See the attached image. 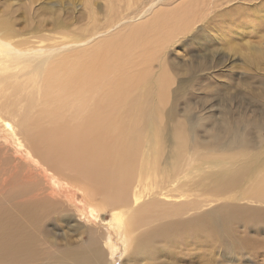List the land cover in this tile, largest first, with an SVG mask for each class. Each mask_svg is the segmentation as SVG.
<instances>
[{
	"label": "bare ground",
	"instance_id": "bare-ground-1",
	"mask_svg": "<svg viewBox=\"0 0 264 264\" xmlns=\"http://www.w3.org/2000/svg\"><path fill=\"white\" fill-rule=\"evenodd\" d=\"M98 1L86 0V26L63 32L60 39L41 36L37 42L39 45L31 47L23 41L13 43L8 37L0 35L1 76L10 72L13 74L12 68L27 70L37 64L27 83H18L20 88H14L19 97L17 106L9 107L11 103L8 105L2 99L10 88L3 87V80L0 79V125L17 146L23 147L27 143V150L34 158H39L44 174L52 178L55 173L71 175V179L82 178L92 188H100L97 191L82 188L83 192L77 195L81 203L78 207L90 217L96 218L99 211L86 199L96 197V192L108 194V201L113 206L123 204L125 221L118 219L117 224L120 230L125 227L123 243L128 249L136 230L147 222V216H157L161 211L156 201H152L151 208L143 207L145 198L159 188V184L162 186L170 174L173 177L178 175L177 161L190 149L191 141L196 149L210 146L223 150L227 145L235 147L243 144L252 145V148L258 139L253 129L264 128V123L257 124L246 115L228 120L227 112L218 117L194 115L187 109L181 114V103L189 102L202 89L194 84L214 77L212 70L217 73L216 76L224 72L222 59L209 55L202 43L206 39L197 36L193 40L195 44H185V51L194 50V59L180 65L169 62L166 60L169 44L177 43L175 40L190 26L171 24L175 15L157 11L156 6L151 7L156 8L152 18L144 20L141 17L132 24L127 23L129 16L137 12L133 10L145 0H100L104 3L101 6H105L102 21ZM199 2L193 0L186 4L183 12L195 17ZM124 25V28L108 36L113 28ZM59 26L66 27L67 24ZM103 32L109 33L91 44ZM161 59L160 71L155 73V63ZM244 98L249 105H263L254 92H247ZM260 108L257 107L255 113L263 112ZM5 114L11 117L10 121L5 119ZM181 115L183 118L178 119ZM12 118L17 119L14 120L16 123ZM171 124L173 126L167 137L164 130H168ZM163 143L173 146L167 152L169 163L168 169L165 166L164 170L160 163ZM171 159L174 162L171 163ZM233 166L227 177L236 181L238 171L233 170ZM160 174L163 178L157 180ZM258 186L264 188V177ZM34 191L27 185L16 195L0 197V205H4L0 207V225L20 220L23 215L32 219L43 204L53 206L49 200L56 197L55 193L49 194L48 198L36 197L32 200L30 196ZM177 191L173 187L161 195L172 197L176 203L184 202L185 195H176ZM19 197L29 199L18 203ZM138 206L140 208L134 209ZM184 210L176 208L174 214L181 215ZM30 224L33 228L37 227L33 220ZM22 231L23 228H17V242L9 240L1 244L0 256H3L0 261L3 263L34 264L33 261L44 260L47 255L38 252L35 238L29 237L22 243ZM109 243L112 244L111 241ZM115 252L112 251L113 256ZM91 254L94 258L102 259L103 256L99 247L92 249ZM88 263L78 251H67L58 252L54 262L49 264Z\"/></svg>",
	"mask_w": 264,
	"mask_h": 264
},
{
	"label": "rangeland",
	"instance_id": "rangeland-1",
	"mask_svg": "<svg viewBox=\"0 0 264 264\" xmlns=\"http://www.w3.org/2000/svg\"><path fill=\"white\" fill-rule=\"evenodd\" d=\"M62 1L0 0V35L8 37L13 43L23 41L27 46L36 47L41 36L60 39L63 32L86 26V0ZM190 2L193 0H145L133 10L137 12L127 19L129 24L141 17L144 20L150 19L156 8L157 11L174 14L171 24L190 27L175 40L177 43L169 44L167 61L180 65L194 59V50L185 51V44L193 45V40L202 36L206 39L202 43L209 55H216L224 62V72L216 76L217 73L212 70L214 77H209L204 83L194 84L202 89L189 102L181 103L180 113L190 109L194 115L220 117L227 112L228 120L246 115L257 124L264 123V0H200L195 17L182 10ZM101 5L104 3L99 0L98 10L103 21L105 6L103 8ZM152 6L156 8L151 9ZM149 9L151 10L148 11ZM193 22L196 24L193 25ZM63 23L67 26L60 27ZM124 27L125 25L115 27L110 33H101L91 44ZM247 47L251 49L248 50ZM162 62L161 59L155 63V73L160 71ZM35 65L20 71L19 68H12L13 74L10 72L11 74L0 75L3 87L10 88L2 97L8 105L11 103L9 107L17 106L19 97L14 88L17 90L20 84L27 83ZM247 92H254L256 99L263 105L250 106L245 103L244 96ZM26 95L27 93L22 97ZM257 107H261L263 112L255 113ZM181 116L178 119L183 118ZM9 118L11 119L5 114V119L10 121ZM14 120L17 121L12 118L13 122ZM172 126L171 124L167 127L168 130H164L167 137ZM253 131L258 134V139L252 148V145L243 144L235 147L227 145L223 150L210 146L196 149L191 141L190 149L177 161L178 175L173 177L170 174L165 180L166 184L154 187L152 194L145 198L142 205L145 208H151L152 201L160 204L159 215H148L147 222L136 230L133 242L125 249V227L120 230L117 224L118 219L123 218L125 221L124 205L113 206L108 201V194L100 195L96 192V197L86 199L87 203L91 202L99 211L97 220L90 217L84 209L78 207L81 203L77 195L83 192L82 188L89 191L100 188H92V185H88L80 177H75L80 179L74 180L71 175L55 173L52 178L44 174L42 165L38 163L39 158H34L32 152L27 150V143L23 147L17 146L1 124L0 197L16 195L26 189L27 185L35 190L30 196L32 200L48 198L52 192L56 197L49 200L53 206L43 204L32 219L23 215L20 220L14 219L8 224L3 222L0 225V246L9 240L17 242V228L21 227L22 243L29 237L35 238L38 252L49 255L44 260L33 261L34 264L53 263L58 252L67 251H78L87 259L88 264H264V188L258 186L264 177V128L258 127ZM172 147L171 143L162 144L164 150L160 163L163 170L168 166L167 152ZM195 149L198 150L196 153ZM170 162H174L173 159ZM232 165V169L238 171L236 181L227 177ZM159 178L162 179L163 175L160 174L157 180ZM173 187L178 190L176 195H185L184 202L176 203L172 197L165 198L161 195ZM28 199L19 197L18 203ZM176 208L185 209L184 213L175 215ZM30 220L36 222V228L32 227ZM110 241L114 246L110 245ZM97 247L103 252L102 259L94 258L91 254V250ZM15 248L16 246L13 250ZM112 251L115 252L114 256ZM93 260L94 263H91ZM0 264L21 263L0 261Z\"/></svg>",
	"mask_w": 264,
	"mask_h": 264
}]
</instances>
